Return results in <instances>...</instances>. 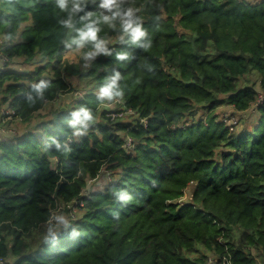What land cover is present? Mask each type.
<instances>
[{"label":"trees","instance_id":"obj_1","mask_svg":"<svg viewBox=\"0 0 264 264\" xmlns=\"http://www.w3.org/2000/svg\"><path fill=\"white\" fill-rule=\"evenodd\" d=\"M97 4L88 0L85 11L98 15ZM129 6L140 9L151 47L121 43L118 26L103 25L113 55L85 66L82 52L66 58L75 51L64 47L66 14L55 0H0V113L27 127L0 142V262L264 264V0ZM118 51L129 59L116 61ZM14 61L29 70L9 68ZM115 71L123 99L101 103L96 93ZM40 80L50 81L43 98L31 87ZM68 94L75 103L63 104ZM49 105L58 109L40 121ZM82 106L94 120L77 138L67 121ZM222 106L257 116L230 131L214 116ZM51 138L71 150L48 146ZM102 175L107 183L84 195ZM71 211L69 229L46 242L50 217Z\"/></svg>","mask_w":264,"mask_h":264},{"label":"clouds","instance_id":"obj_2","mask_svg":"<svg viewBox=\"0 0 264 264\" xmlns=\"http://www.w3.org/2000/svg\"><path fill=\"white\" fill-rule=\"evenodd\" d=\"M87 3L88 0H55V7L61 13L66 14L64 18L58 21L62 28L67 30L68 38L63 42L64 47L69 51L82 52L85 66H88L100 55H113V50L109 48L110 41L100 36L103 25L110 29H117L118 26L121 43H127L145 51L151 47V40L143 27V21L137 15L140 9L131 6L124 7L126 0H98L99 14L97 15L92 11H85ZM82 12L84 14L80 15ZM77 17H79L78 21ZM77 23H79V27H77ZM86 48L87 51H82ZM128 59L129 54L126 51L115 53L116 61L124 62ZM121 78L119 71H115L106 78L96 93L99 102L112 103L123 99L124 92L119 83ZM31 87L37 98H43L44 92L50 87V81L40 80L38 83H33ZM32 99V96L29 95V100ZM71 117L67 123L72 129V136L79 138L86 135L94 120L92 111L82 106L73 111ZM46 143L48 146L55 145L58 151L67 152L71 150L66 142L62 143L55 138H51ZM115 195L125 204L132 199L126 191H119ZM52 221L56 223L53 224ZM70 226V221L64 215L54 214L48 221L45 241L55 242L57 229L63 227L67 230ZM70 235L76 237L80 233L73 227Z\"/></svg>","mask_w":264,"mask_h":264},{"label":"rangeland","instance_id":"obj_3","mask_svg":"<svg viewBox=\"0 0 264 264\" xmlns=\"http://www.w3.org/2000/svg\"><path fill=\"white\" fill-rule=\"evenodd\" d=\"M248 1L251 2V3H255V2L260 1V0H248ZM0 44H1V40H0ZM78 55H79L78 52H74L72 54L69 53V54L66 55V58H68L71 62H75L76 61L75 57L78 56ZM4 59L7 60V58H4ZM0 64H1L2 68L5 67V61L4 60H0ZM9 68H11V69H13L15 71H22V72L29 70L28 66L25 65L22 61H14V62H12ZM71 81L75 84L76 88H78L79 90L81 89L80 87H82L83 84L79 83L75 79H73ZM250 82H251V84H255V86L258 85L256 77H252L250 79ZM241 87H242V85H241ZM77 94H78V96L81 95L79 92H77ZM77 98H78L77 95L68 94L67 97L62 98V100L66 99L63 104H65V103L66 104L75 103ZM56 105H58V104H56ZM111 107L114 108L113 105ZM57 109H58L57 106H53V105L47 106L46 109L41 113L42 119L40 121H42V120L47 121L49 119H52L53 112H55ZM6 113L7 112H5V110H1V113H0V142H11V140L13 138H15L17 133L22 134L24 132V130L27 129L26 125H24V124L19 125V127L15 126L13 124L10 125V124H8L9 122H8L7 119L5 120V122H3L2 121V116L6 115ZM214 116L216 117L217 122L223 123L231 131V127H237V124L239 123V121L241 119H246L247 118L248 120H253L257 116V114H256V112L254 111L253 108H251L247 113H237L230 106H222V107H220L219 109H217L214 112ZM198 117L202 118V120H204V122H206L205 120L207 118L208 119L210 118V116H208L207 113H203L202 111H200L198 113ZM35 124L36 123L32 124V126L34 127ZM128 145H129V143H128ZM106 183L107 182H106V179H105L104 175L100 176L96 181H88V184H87L86 191H85L84 195H87L90 192V190H92V189L93 190L101 189L102 186H104ZM192 187H193V185L189 186V188L185 191V195H184V198L182 200V203L185 204V203L189 202L191 193L193 191ZM60 215H64L67 219H68V217L69 218L70 217L73 218L76 215V211L75 212L71 211V213H68V214L67 213L66 214L62 213ZM212 262H214V260Z\"/></svg>","mask_w":264,"mask_h":264},{"label":"built area","instance_id":"obj_4","mask_svg":"<svg viewBox=\"0 0 264 264\" xmlns=\"http://www.w3.org/2000/svg\"><path fill=\"white\" fill-rule=\"evenodd\" d=\"M2 60L6 61V59H4V58H3ZM259 100H260V102H262V101H263V99H262V97H261V96L259 97ZM6 115H7V113H6ZM3 122H5V120H4ZM129 144H130V143H129ZM79 206H80V207H83V203H82V202H81V203H79ZM73 212H75V211H73ZM0 264H6V263H5V262H3V261H1V262H0Z\"/></svg>","mask_w":264,"mask_h":264}]
</instances>
